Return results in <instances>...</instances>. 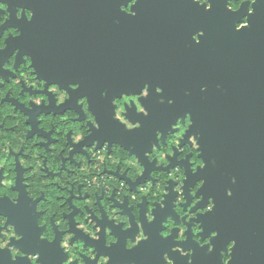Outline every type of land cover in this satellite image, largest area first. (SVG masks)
<instances>
[{"label":"flooded vegetation","instance_id":"flooded-vegetation-1","mask_svg":"<svg viewBox=\"0 0 264 264\" xmlns=\"http://www.w3.org/2000/svg\"><path fill=\"white\" fill-rule=\"evenodd\" d=\"M212 2L0 0V264H215L218 229L217 263L264 264V0L241 36ZM123 201L169 217L132 243Z\"/></svg>","mask_w":264,"mask_h":264},{"label":"water","instance_id":"water-1","mask_svg":"<svg viewBox=\"0 0 264 264\" xmlns=\"http://www.w3.org/2000/svg\"><path fill=\"white\" fill-rule=\"evenodd\" d=\"M223 1V0H222ZM242 34V29L239 30L238 35L241 36ZM194 124L191 123L188 127V129L184 132L183 134V138L188 135V132H193L194 129ZM160 125L158 126V128L156 130H154V133L152 132V136H151V141L153 142V144H155L154 146L157 147V134H160V136L162 135V130L159 128ZM120 146L124 148V150L128 151V154H135L136 158H137V162L139 165V168L141 170H139L137 174V176L135 177L134 180H130V185L132 186L131 191L136 190V186H138L139 184H141L142 182H145L146 180V175L153 171L154 169L150 167L149 164L146 163L145 161V153H143L141 151V149L139 148H132V150L130 149L131 145L130 143L127 144L126 143V138H122V142H120ZM210 143H206L205 144V148H202L201 150V156H204L205 154L208 155V153L210 152ZM211 164L209 163V160H205L204 159V165L202 166V168H197L196 170H191L189 169L190 173H187V177L186 180L189 181V183H191V185L195 184V182L197 180H202V188L204 189V193L207 194L208 198L210 195V186H211ZM206 173H208V176H201V175H205ZM210 175V176H209ZM150 177V176H149ZM148 179V178H147ZM207 179H209V182L207 181ZM210 183V184H209ZM205 196V194L203 195ZM221 196V195H219ZM204 198V197H203ZM133 206H128L126 202H122L121 204L117 205L116 208L118 209V212L116 213V215L124 217V218H128V227L124 230L125 233V238L129 241H131L132 243L135 241L133 240V237H145L146 239H148V237L150 236V227L152 224H157L158 223H165L166 219L169 216H166V214L164 213V209L165 207L162 205L161 207L158 206V203H153L150 210H149V215H148V220L146 218V222L143 219V214L141 209H139L140 206H136L138 208L136 215L131 214V208ZM159 214V217L157 216ZM130 215H132L133 218L130 217ZM150 219V220H149ZM204 229L206 228L205 226H203ZM163 228H165L163 226ZM109 229V228H108ZM112 228H110V234H113L111 231ZM208 229V228H207ZM109 234V235H110ZM170 237V235H169ZM145 239V241H146ZM142 241V240H140ZM140 241H138L135 246H140L141 243ZM225 241H226V230L224 229H218L217 231V235L215 237H211L210 241H209V245L212 246V252L209 256L213 257L215 259V264H221L220 262H216V258L218 259L219 256L221 255L220 251H224V246H225ZM141 243V244H140ZM82 247H87L88 249H91L92 251H96L95 247L93 245H88V244H83ZM111 247V246H109ZM136 251V250H135ZM104 257L107 256V260L103 263V264H126L125 260H111V255L108 252H104V254H101ZM77 257L82 258V261H84V256L83 254H78ZM219 260V259H218ZM66 258L64 259H58V261L56 262H40L39 264H62V262H66ZM77 258H75L73 261L71 262H67V264H74L76 263ZM86 264V263H84ZM212 264H214V262L212 261Z\"/></svg>","mask_w":264,"mask_h":264},{"label":"snow or ice","instance_id":"snow-or-ice-1","mask_svg":"<svg viewBox=\"0 0 264 264\" xmlns=\"http://www.w3.org/2000/svg\"><path fill=\"white\" fill-rule=\"evenodd\" d=\"M201 3H204L205 0H200ZM244 0H241V3H243ZM214 4H215V0H213V2L211 4H208L207 5V9L209 11H211L213 8H214ZM246 5V8H247V4ZM222 8L224 9V11L226 12V14L228 15H231V16H236L238 19L239 18H242L245 20V24H241L239 25V27L241 29L243 28H246L250 23H251V16L248 14V13H251V9H247V12L246 13H242L239 11V8H240V3H233V0H223V3H222ZM5 8V4L4 3H0V9H4ZM31 18V17H29ZM4 21L3 20H0V24H2ZM147 87V86H145ZM148 91H145L144 93H142V95L144 97H147L148 95ZM140 97H136V99H139ZM145 107H147V104L145 102ZM141 111H143V109H141ZM181 115L183 116L184 114L181 113ZM217 234L215 232H212L211 233V236L215 237Z\"/></svg>","mask_w":264,"mask_h":264}]
</instances>
